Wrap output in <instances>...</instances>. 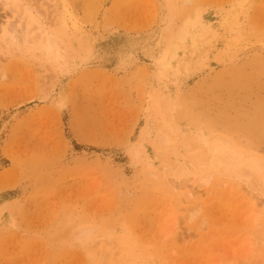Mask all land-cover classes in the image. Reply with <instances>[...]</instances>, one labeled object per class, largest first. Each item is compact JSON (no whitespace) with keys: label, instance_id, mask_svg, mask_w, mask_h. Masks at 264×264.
I'll return each instance as SVG.
<instances>
[{"label":"rangeland","instance_id":"374dc122","mask_svg":"<svg viewBox=\"0 0 264 264\" xmlns=\"http://www.w3.org/2000/svg\"><path fill=\"white\" fill-rule=\"evenodd\" d=\"M0 264H264V0H0Z\"/></svg>","mask_w":264,"mask_h":264},{"label":"bare ground","instance_id":"6f19581e","mask_svg":"<svg viewBox=\"0 0 264 264\" xmlns=\"http://www.w3.org/2000/svg\"><path fill=\"white\" fill-rule=\"evenodd\" d=\"M32 39L30 38V41H31ZM21 49H24V47H21ZM221 155V154H220ZM222 161H224V163H225V169L226 170H229V169H231L232 168V166L236 163V162H238L237 160H235V161H233L232 159H231V157L229 156V155H227V154H223L222 155ZM257 167H259V169H262L261 168V166H259V165H257ZM255 165H253L252 163H247L245 160H243L242 161V168H243V172H237V176H241L242 177V174L241 173H243V175H245L246 177H248L249 175H253L254 173L256 174V168H257ZM209 176H205V177H201V178H199V180H198V182L199 183H202V184H204V183H207L208 181H209ZM180 183V182H179ZM182 184V183H181ZM180 184H178V186H179ZM182 186H184L183 184H182ZM181 186V187H182Z\"/></svg>","mask_w":264,"mask_h":264}]
</instances>
